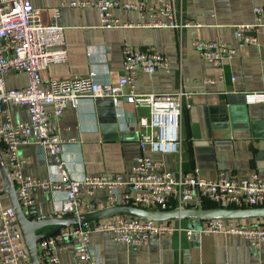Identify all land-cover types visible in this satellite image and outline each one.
<instances>
[{
    "label": "built area",
    "instance_id": "1",
    "mask_svg": "<svg viewBox=\"0 0 264 264\" xmlns=\"http://www.w3.org/2000/svg\"><path fill=\"white\" fill-rule=\"evenodd\" d=\"M175 0H73L71 6L95 8L103 28L156 27L182 32L198 26L187 20L175 7ZM64 3L54 6L49 21L42 9L31 0H0V146L14 179L19 203L26 215L34 205L33 194L62 191L65 196L50 216H69L101 210L94 200L97 190H105L108 207L131 205L149 211L182 209L192 203L203 206L212 202L219 208H249L264 205V177L257 172L246 177H228L220 171L215 178L185 172L181 167V124L184 106L192 93L182 85L174 92L139 93L135 78L138 73L153 74L160 69L169 71V57L152 49L125 46L123 74L118 82L101 81L92 71L88 75L51 78L45 86L42 75L51 64L69 59L66 28L62 21ZM117 9L137 10L140 20H124ZM254 19L236 26V35L246 44H260L259 33L264 30V5L253 8ZM201 58L221 66L236 54V48L222 40L196 39L192 42ZM11 70L26 72L29 81L23 89L7 88L5 74ZM214 83L213 79H204ZM248 102L264 103V91L246 92ZM112 98L117 108L126 101L136 107L141 153L127 176L123 174L71 177L69 164L61 158L64 139L59 135L58 119L68 105L77 106L85 98ZM9 104L27 106L30 117L14 121L7 110ZM143 110L140 112L138 110ZM36 144L50 152L58 178L35 177L24 172L26 158L20 156L22 144ZM178 153L180 167L176 173L165 168L163 160L153 159L151 153ZM6 186L0 171V264H30L15 210L4 204ZM194 230L181 221L144 219L120 213L107 220L82 221L38 240L41 264H61L60 254L71 242L76 243L71 264H102L99 247L92 235L107 233L115 240L141 246L154 236ZM200 233H224L242 236L258 249L264 242V217L256 223L243 224L230 218L201 220Z\"/></svg>",
    "mask_w": 264,
    "mask_h": 264
},
{
    "label": "crops",
    "instance_id": "2",
    "mask_svg": "<svg viewBox=\"0 0 264 264\" xmlns=\"http://www.w3.org/2000/svg\"><path fill=\"white\" fill-rule=\"evenodd\" d=\"M72 1L31 0L42 9L46 22L54 6L65 4L62 21L69 59L51 64L43 73L46 87L51 78L83 76L92 71L101 81L118 82L123 74L125 46L162 52L169 57V71L138 73L136 91L174 92L184 85L192 93L184 106L180 131L182 169L208 178H215L220 171L228 177H246L255 172L264 177V103H250L246 94L264 91V30L259 33L260 44L243 43L236 35V26L252 22L254 6L264 5V0H175L176 10L198 24L182 32L139 26L103 28L95 8L71 6ZM146 1L158 4V0ZM115 13L124 20L141 19L137 10L117 9ZM196 39L222 40L236 48V54L221 66H214L201 58L192 44ZM28 81L26 72L11 70L5 74L10 89H23ZM7 110L14 121L30 117L27 106L9 104ZM135 113L133 104L124 101L117 108L109 97L85 98L77 106L68 105L58 119V132L65 141L61 158L69 164L71 177L117 173L127 176L141 153ZM19 154L27 160L26 174L58 178L51 167L54 160L50 152L31 143L22 144ZM150 155L163 160L165 168L173 173L180 167L178 153ZM64 196L62 191L34 193L33 206L38 216L53 214ZM94 200L100 209L109 205L105 190H97ZM3 202L11 204L8 194ZM202 207L219 208L207 201ZM261 207L264 205L249 208ZM263 217L230 219L247 224ZM164 220L181 221L185 228L194 222L190 218ZM92 241L99 247L102 264H264V242L255 249L244 237L224 233H200L197 238H190L186 232H177L154 236L141 246L117 241L107 233L93 234ZM75 247L76 243L71 242L60 254L61 264H71Z\"/></svg>",
    "mask_w": 264,
    "mask_h": 264
},
{
    "label": "water",
    "instance_id": "3",
    "mask_svg": "<svg viewBox=\"0 0 264 264\" xmlns=\"http://www.w3.org/2000/svg\"><path fill=\"white\" fill-rule=\"evenodd\" d=\"M0 171L6 186V193L9 196L12 207L15 210L20 230L24 237L25 246L30 255V264H41L38 254V240L54 234L69 225L82 221H94L111 217L120 213L133 214L144 219L164 220L170 218H190L194 220L189 228L194 230L193 237L200 235L201 219L204 218H238L248 216H264V207L261 208H203L201 205L195 207V203L182 209H171L164 211H149L137 206L120 205L104 208L94 212L69 216H38L34 206L30 208L29 215L23 211L17 194L14 179L5 161L0 146ZM49 227V229L44 230Z\"/></svg>",
    "mask_w": 264,
    "mask_h": 264
}]
</instances>
